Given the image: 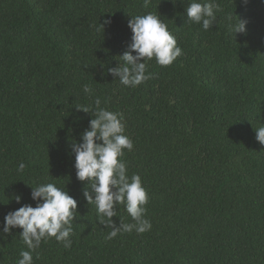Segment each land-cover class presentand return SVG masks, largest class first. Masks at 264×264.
I'll list each match as a JSON object with an SVG mask.
<instances>
[{"label": "trees", "instance_id": "16d2710c", "mask_svg": "<svg viewBox=\"0 0 264 264\" xmlns=\"http://www.w3.org/2000/svg\"><path fill=\"white\" fill-rule=\"evenodd\" d=\"M145 3L0 0V264L27 250L22 229L2 234L4 217L35 207L31 186L49 182L78 203L72 243L42 242L33 264H264V145L255 133L264 126V0H216L209 30L187 23L188 0ZM149 12L182 55L169 66L147 61L149 78L127 87L107 70L132 42L131 15ZM228 16L246 21V32L234 34ZM97 97L123 114L133 141L123 160L148 192L143 234L107 240L111 229L83 196L88 182L76 178L70 145L92 116L75 107L94 108ZM117 210V226L134 223Z\"/></svg>", "mask_w": 264, "mask_h": 264}, {"label": "clouds", "instance_id": "9594fccd", "mask_svg": "<svg viewBox=\"0 0 264 264\" xmlns=\"http://www.w3.org/2000/svg\"><path fill=\"white\" fill-rule=\"evenodd\" d=\"M148 2L146 0L145 6ZM218 11L220 6L216 0H188L187 23L202 24L204 30H209ZM131 17L128 27L133 33L132 42L119 56V67L108 68L107 71L117 77L120 84L135 88L149 78L147 61L155 59L158 65L169 66L182 55V49L159 15L149 12ZM227 19L234 34L246 32V21L232 16ZM110 23L111 20H105V24ZM83 91L89 96L92 94L87 85ZM75 108L90 114L92 119L89 129L81 134L82 142L71 143L70 155L75 157L76 178L82 183L88 182L83 190L84 199L88 205L95 206L98 224L111 229L106 239H114L121 232L143 234L149 231L151 222L145 218L149 200L147 189L139 174L129 175L123 160L125 150L130 152L134 148L132 139L125 134L123 114L102 107L99 97L94 100V108L89 105H77ZM255 133L256 140L264 145V126L255 129ZM25 167L20 162L16 171L23 173ZM31 188V198L36 206L25 204L4 217L2 234L11 235L16 228L23 230L20 238L27 250L21 251L17 264H33V253L48 239L54 238L65 248H70L72 243V222L78 208L76 199L51 182ZM21 199L20 196L15 197L17 203ZM117 205L124 206L134 223H124L120 219L117 226L113 220L119 217ZM38 255L37 252V258Z\"/></svg>", "mask_w": 264, "mask_h": 264}]
</instances>
